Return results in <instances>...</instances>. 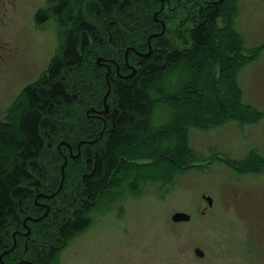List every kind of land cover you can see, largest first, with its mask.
<instances>
[{"label": "trees", "instance_id": "obj_1", "mask_svg": "<svg viewBox=\"0 0 264 264\" xmlns=\"http://www.w3.org/2000/svg\"><path fill=\"white\" fill-rule=\"evenodd\" d=\"M239 1H50L54 7L37 23L57 22L58 53L0 121V255L13 248L15 234L19 243L5 264H54L62 246L89 228L98 205L111 207L148 185H171L204 163L190 147L191 130L256 123L261 114L243 102L238 84L258 56L246 55ZM91 57L106 64H95L105 77L104 98L111 68L106 104L89 94L95 101L87 105L83 92H73L76 85L91 90ZM131 68L135 74L127 75ZM48 156L58 176L47 171ZM29 218L35 221L25 228Z\"/></svg>", "mask_w": 264, "mask_h": 264}, {"label": "rangeland", "instance_id": "obj_2", "mask_svg": "<svg viewBox=\"0 0 264 264\" xmlns=\"http://www.w3.org/2000/svg\"><path fill=\"white\" fill-rule=\"evenodd\" d=\"M50 1L0 0L1 122L24 90L47 73L58 53L57 22L37 23L41 12L54 7ZM237 28L246 55L258 52L240 73L238 84L243 102L261 117L249 125L191 130L190 147L206 159L204 163L180 174L171 185H148L111 207L98 205L89 216V228L62 246L54 264H264V0L239 1ZM96 61L90 58L93 67L87 72L93 79L91 90L77 85L73 89L84 93L87 105L95 101L89 94L104 98L105 77L99 76ZM131 70L127 75L135 74ZM252 158L259 163L247 167ZM52 159L45 158L47 171L58 176L61 170L56 172ZM203 197L213 200L211 209ZM179 213L191 216V221L174 223ZM198 249L203 258L196 254Z\"/></svg>", "mask_w": 264, "mask_h": 264}, {"label": "water", "instance_id": "obj_3", "mask_svg": "<svg viewBox=\"0 0 264 264\" xmlns=\"http://www.w3.org/2000/svg\"><path fill=\"white\" fill-rule=\"evenodd\" d=\"M163 9H164V3H163V5H162V10L161 11H163ZM165 26H164V29H163V33L162 34H165ZM155 37H158V36H155ZM134 51V50H133ZM130 52V50H127L126 51V58H128V53ZM150 53H151V49H150ZM149 53V54H150ZM148 54V55H149ZM148 55H146V56H148ZM126 61H127V59H126ZM105 63V61L103 60V59H99L98 61H97V64L99 65V66H101V64H104ZM107 68H108V74H107V76H106V78H107V82H108V85H109V91H108V94L106 95V97H105V104H106V102H107V100H108V97H109V95H110V93H111V86H110V84H109V76H110V72H111V68L109 67V66H107ZM109 112V107L106 105V109H105V113H108ZM66 165H67V160H66V163H65V165L63 166V169H62V174H63V178H62V183H61V185H60V188H59V190H58V193H60L61 192V190H62V188H63V182H64V180H65V177H64V170H65V167H66ZM48 198V197H47ZM203 200L205 201V202H207L208 203V207L211 209L212 207H213V200L211 199V198H208V197H203ZM49 211H50V209L47 207V212H46V214L44 215V217L43 218H45L46 216H48V214H49ZM191 221V216H189V215H186V214H181V213H179V214H176L174 217H173V222L174 223H186V222H190ZM8 253V252H7ZM7 253H5V254H7ZM196 254L200 257V258H203L204 257V252L203 251H201V250H196ZM2 259V258H1Z\"/></svg>", "mask_w": 264, "mask_h": 264}, {"label": "flooded vegetation", "instance_id": "obj_4", "mask_svg": "<svg viewBox=\"0 0 264 264\" xmlns=\"http://www.w3.org/2000/svg\"><path fill=\"white\" fill-rule=\"evenodd\" d=\"M104 65H106L105 63H104ZM96 112V111H95ZM97 113V112H96ZM99 115L100 116H104V115H106V113L104 112L103 114L102 113H99ZM81 155V153L79 152L78 153V157ZM72 157H74V156H72ZM46 198V197H45ZM46 199H48V198H46ZM38 201H39V199H37L36 200V204L37 205H39L38 204ZM41 205V204H40ZM47 207V206H46ZM32 221H35V220H33V219H26V221H25V228H28V226H27V224L29 223V222H32ZM37 221V220H36ZM30 233H31V230H28V232L26 233V234H23V236L26 238V237H28L29 235H30ZM19 235H22V233H18ZM13 240H14V243H13V248L11 249V250H9V251H5L3 254H1L0 255V264H5V262H4V258L5 257H7L8 255H11V253L15 250V249H17L18 247H19V243H18V239H17V234H15L14 236H13ZM8 252V253H7ZM5 253H7V254H5ZM2 258V259H1ZM23 263H25V264H32L30 261H23Z\"/></svg>", "mask_w": 264, "mask_h": 264}]
</instances>
